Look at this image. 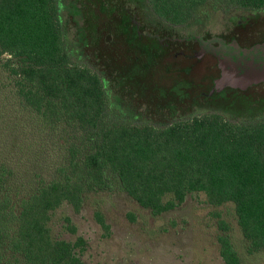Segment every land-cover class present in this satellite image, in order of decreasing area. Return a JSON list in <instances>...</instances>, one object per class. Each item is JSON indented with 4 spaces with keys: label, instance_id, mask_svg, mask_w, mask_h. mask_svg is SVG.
Masks as SVG:
<instances>
[{
    "label": "trees",
    "instance_id": "16d2710c",
    "mask_svg": "<svg viewBox=\"0 0 264 264\" xmlns=\"http://www.w3.org/2000/svg\"><path fill=\"white\" fill-rule=\"evenodd\" d=\"M151 5L185 26L217 8L264 10V0ZM101 17V2L87 3L86 36L72 45L57 0H0V264H84L74 253L83 239H54L48 223L63 205L78 212L99 193H124L155 217L202 193L211 206L231 204L246 253L264 255V94L197 97L191 76L179 91L168 82V95L139 91L145 77L132 66L100 60L110 58L99 52ZM115 95L133 103L132 114L119 111ZM219 223L223 263L243 264Z\"/></svg>",
    "mask_w": 264,
    "mask_h": 264
},
{
    "label": "rangeland",
    "instance_id": "374dc122",
    "mask_svg": "<svg viewBox=\"0 0 264 264\" xmlns=\"http://www.w3.org/2000/svg\"><path fill=\"white\" fill-rule=\"evenodd\" d=\"M239 14L244 13L235 8L213 9L197 26L222 33ZM68 29L66 36L73 40L74 29ZM96 213L104 217L108 231L97 223ZM220 221L228 227L243 264H264L263 254L246 253L233 206H211L202 193L189 194L183 204L156 217L124 193L88 194L78 212L69 205L53 212L48 227L54 239L72 245L83 239L74 253L84 264H224L217 240L223 233Z\"/></svg>",
    "mask_w": 264,
    "mask_h": 264
},
{
    "label": "flooded vegetation",
    "instance_id": "af4514ba",
    "mask_svg": "<svg viewBox=\"0 0 264 264\" xmlns=\"http://www.w3.org/2000/svg\"><path fill=\"white\" fill-rule=\"evenodd\" d=\"M57 2L66 30H69V27L74 29V38L69 40L72 45H77V42L86 36L80 31L87 3L101 2L103 17L100 19L99 30L103 32L100 31L102 40L99 52L108 53L110 58L104 54L100 60L104 63L112 61L117 65L132 66L134 77H145L139 81L141 84L139 91L150 94L168 95L171 93L172 85L178 91L182 90L179 83H184L185 76H191L190 83L194 89L190 87V92L195 90L200 93L197 97L210 98L214 94L204 96L206 93L201 91L210 89L220 78L221 62L224 58H229L227 46L236 45L240 48L244 53V61H247V51L255 47L262 48L261 54L264 56V10H239L244 14L229 19L230 25L224 32L211 34L197 26L198 19L188 26L168 23L153 11L151 0H57ZM64 12L67 14L66 17L63 15ZM108 34L115 42L112 49L105 48L107 42L104 38ZM78 50L75 47L76 53H79L84 63L91 65L90 58H86L88 56L86 49ZM260 58L264 62V57ZM168 82L172 84L169 86ZM228 89L237 94L243 93L245 97H249L247 93L251 92V97L258 99L263 97L264 83L253 84L246 90L228 87L223 91ZM115 99L121 113H133L134 105L127 97H124L122 102H119L116 95Z\"/></svg>",
    "mask_w": 264,
    "mask_h": 264
},
{
    "label": "water",
    "instance_id": "95a60500",
    "mask_svg": "<svg viewBox=\"0 0 264 264\" xmlns=\"http://www.w3.org/2000/svg\"><path fill=\"white\" fill-rule=\"evenodd\" d=\"M229 58L221 62V76L215 82V88L204 96H212L228 87L245 89L253 84L264 83V62L260 57L262 48L255 47L247 51V61L244 53L236 45L227 46Z\"/></svg>",
    "mask_w": 264,
    "mask_h": 264
}]
</instances>
